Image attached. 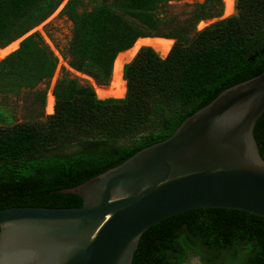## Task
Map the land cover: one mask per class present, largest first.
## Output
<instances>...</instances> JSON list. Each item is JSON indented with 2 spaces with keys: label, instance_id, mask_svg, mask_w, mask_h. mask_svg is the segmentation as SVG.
<instances>
[{
  "label": "trees",
  "instance_id": "16d2710c",
  "mask_svg": "<svg viewBox=\"0 0 264 264\" xmlns=\"http://www.w3.org/2000/svg\"><path fill=\"white\" fill-rule=\"evenodd\" d=\"M61 1L0 0V48L43 21ZM82 2L68 0L60 11L73 22L66 48L71 67L106 85L116 55L130 57L139 45L148 47L124 65L126 85L121 69L112 76L124 84L120 93L95 92L65 73L55 83L54 111L45 120L8 124L0 114V208L81 206L80 196L55 190L167 138L223 89L264 70V0H236L237 15L200 30V20L221 15V0L194 3L182 20L163 14L162 0H99L78 11ZM228 3L232 13L233 0ZM154 35L176 39L165 57L171 43L144 37ZM56 65V56L35 32L0 60V93L26 89L34 104L43 105L44 91L34 88L52 77ZM254 136L264 159V110ZM188 250L206 254L202 259L209 264L222 252L234 257L255 251L260 260L264 216L227 207L177 213L141 234L132 264H179Z\"/></svg>",
  "mask_w": 264,
  "mask_h": 264
},
{
  "label": "water",
  "instance_id": "95a60500",
  "mask_svg": "<svg viewBox=\"0 0 264 264\" xmlns=\"http://www.w3.org/2000/svg\"><path fill=\"white\" fill-rule=\"evenodd\" d=\"M226 10L223 2L220 19L231 15ZM38 27L0 48V60ZM142 47L116 55L111 78L120 68L123 78ZM263 110L264 70L223 89L167 138L55 190L80 196L81 206L0 208V264H132L141 234L177 213L227 207L264 216V159L254 136Z\"/></svg>",
  "mask_w": 264,
  "mask_h": 264
},
{
  "label": "rangeland",
  "instance_id": "374dc122",
  "mask_svg": "<svg viewBox=\"0 0 264 264\" xmlns=\"http://www.w3.org/2000/svg\"><path fill=\"white\" fill-rule=\"evenodd\" d=\"M67 1L68 0H62L58 7L48 17L35 25L39 26L36 33L39 34V37L48 45L50 50L57 58V65L52 77L49 80L39 83L34 88V90L44 91V104L42 105L41 102H37V105L34 104L32 102V98H34L33 92H28L26 89H21L19 93H0V114L5 115L8 124L32 119L45 120L46 115L53 113V108L55 105L53 89L57 79L65 73L69 74L71 77H76L79 82L91 86L92 89L98 93L117 94L122 92L124 89V84L118 79H110L106 85H100L91 76L76 70L69 65V58L66 53V48L69 40L72 37L73 22L66 14L60 12ZM203 1L204 0H162L164 6L161 8V11H163V14L175 16L177 19L182 20L189 15L194 3H201ZM98 2L99 0H83L81 5L78 6L77 10H90ZM223 2L228 7V0H223ZM223 2L221 0L222 9ZM237 14L238 10L236 7V0H233V10L231 15ZM218 20H220V16L202 19L197 23L196 29L200 30L215 23ZM175 41V38L168 37L167 42L171 44L163 57L169 53L172 46L175 44ZM139 46L148 47L145 45ZM51 100L52 108L50 111Z\"/></svg>",
  "mask_w": 264,
  "mask_h": 264
},
{
  "label": "flooded vegetation",
  "instance_id": "af4514ba",
  "mask_svg": "<svg viewBox=\"0 0 264 264\" xmlns=\"http://www.w3.org/2000/svg\"><path fill=\"white\" fill-rule=\"evenodd\" d=\"M202 256L206 257V254L201 255L196 250H188L186 257L180 261L179 264H209V262H205V260L202 259ZM207 256L209 257L210 255ZM257 257L255 251L242 252L240 255L234 257L230 256L228 253L222 252L216 257L215 264H264V255L260 260H257ZM252 259H255V263H251Z\"/></svg>",
  "mask_w": 264,
  "mask_h": 264
},
{
  "label": "bare ground",
  "instance_id": "6f19581e",
  "mask_svg": "<svg viewBox=\"0 0 264 264\" xmlns=\"http://www.w3.org/2000/svg\"><path fill=\"white\" fill-rule=\"evenodd\" d=\"M225 7H226V9L229 10V12H230V9H229L226 5H225ZM227 10H226V11H227ZM125 57H127V56H124V57H122V58H125ZM122 58H121V59H122ZM120 69H121V68H120Z\"/></svg>",
  "mask_w": 264,
  "mask_h": 264
}]
</instances>
